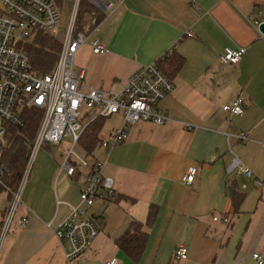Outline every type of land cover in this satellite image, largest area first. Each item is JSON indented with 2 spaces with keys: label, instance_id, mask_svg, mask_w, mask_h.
<instances>
[{
  "label": "crops",
  "instance_id": "1",
  "mask_svg": "<svg viewBox=\"0 0 264 264\" xmlns=\"http://www.w3.org/2000/svg\"><path fill=\"white\" fill-rule=\"evenodd\" d=\"M109 1L115 8L94 34L106 51L96 54L88 40L75 55V66L86 71L81 90L124 84L174 48L185 64L173 78L174 91L159 103L171 119L133 124L109 153L100 148L99 160L117 195L87 209L100 232L80 262L67 260L54 228L69 214V204L79 202L84 172L67 175L60 169L66 152L43 145L3 241L0 264H104L112 258L119 264H256L253 253L264 256V184L244 192L239 185L246 179L238 178L245 198L235 212L226 168L234 153L264 181V35L253 25L255 18L264 22V13L259 15L264 0ZM228 47L246 48L239 63H221ZM240 94L245 111L230 117L223 106ZM122 124V114L107 130L104 123L99 140ZM241 132L245 141L236 137ZM191 166L197 173L189 184L183 177ZM10 204L9 189L0 186V230ZM153 205L156 220L146 228L141 260L134 262L116 240L132 221L145 223ZM24 217L22 227L18 221ZM180 241L188 245L187 259L175 257Z\"/></svg>",
  "mask_w": 264,
  "mask_h": 264
},
{
  "label": "built area",
  "instance_id": "2",
  "mask_svg": "<svg viewBox=\"0 0 264 264\" xmlns=\"http://www.w3.org/2000/svg\"><path fill=\"white\" fill-rule=\"evenodd\" d=\"M81 1H73L67 17L52 0H0V159L5 146V124L9 122L22 126L25 108L43 110L24 176L12 194L9 210L1 225L0 255L3 241L15 220L14 214L22 203V191L39 148L45 144H60L65 137H70L72 147L60 169L69 176L84 172L79 202L69 204V214L54 228L67 260L80 262L86 259V252L100 232L96 218L88 215L87 209L98 200H111L116 195L113 178L103 171L104 163L94 155L75 152L74 147L78 145L80 136L98 118L122 114L123 124L108 138L100 139V146L109 153L127 138L131 125L141 121L165 124L171 119L169 113L160 109L159 103L174 91L175 83L165 75L157 62L142 67L126 83L116 84L108 90H81L86 71L75 66V55L88 40H91L92 50L96 54L106 51L94 34L100 30L102 21L98 15L107 16L115 8L109 0H85L92 6V11L86 13L78 25ZM263 13L264 9H260L259 15ZM261 22L259 18L253 19V25L257 28ZM41 31L58 37L62 43L55 68L45 75L33 69L30 54L24 46ZM174 50L171 48L166 55L170 56ZM245 53L244 47H228L219 59L224 65H233L239 63ZM223 110L230 117L243 114L245 96L240 94L232 103L224 105ZM236 137L245 141L247 134L241 132ZM196 173V166H191L183 181L192 184ZM226 173L229 185L235 181L237 183L240 177L246 179L239 185L244 192L258 189L264 184L234 153ZM9 174L8 168L0 163V186L7 187L5 178ZM222 220L229 222L228 217ZM18 222L24 227L28 218L24 217ZM188 252V245L180 241L175 257L187 259ZM253 258L256 264H264L263 254L255 252ZM104 264H119V261L112 258Z\"/></svg>",
  "mask_w": 264,
  "mask_h": 264
},
{
  "label": "trees",
  "instance_id": "3",
  "mask_svg": "<svg viewBox=\"0 0 264 264\" xmlns=\"http://www.w3.org/2000/svg\"><path fill=\"white\" fill-rule=\"evenodd\" d=\"M64 12L67 10V17L70 14L74 0H52ZM92 11V6L82 0L77 14V24L80 25L85 14ZM102 20L105 16L98 15ZM61 40L46 32H38L35 37L26 43L25 49L31 57L33 69L38 74H48L56 66L59 52L61 49ZM159 68L165 75L173 79L178 75L185 64V58L172 53L170 56L157 61ZM43 117V110L39 108L23 109L24 123L17 126L12 123H6L5 146L0 159V163L8 168L10 174L5 178L6 188L9 189L10 196L16 191L24 176L25 169L30 157L40 122ZM106 119L98 118L91 122L90 127L86 129L79 138L78 146L86 155H93L95 150L100 146L98 132L101 131ZM101 147V146H100ZM5 188L4 186H2ZM117 195V194H116ZM116 195L113 199H116ZM229 195L232 199L235 212L239 211L245 193L238 190L236 181L232 182L229 187ZM158 213V206H151L146 222L132 221L126 232L116 240L117 246L134 262H139L145 251L149 232L146 228L153 226ZM231 223V220L228 222Z\"/></svg>",
  "mask_w": 264,
  "mask_h": 264
},
{
  "label": "rangeland",
  "instance_id": "4",
  "mask_svg": "<svg viewBox=\"0 0 264 264\" xmlns=\"http://www.w3.org/2000/svg\"><path fill=\"white\" fill-rule=\"evenodd\" d=\"M64 13L67 15V13H68V11L67 10H64ZM70 13V12H69ZM69 15V14H68ZM120 119H121V114H118V115H114L113 117H110V118H108V119H106V121H105V130H107V129H109L113 124H115V123H117V122H119L120 121ZM104 133V132H103ZM57 145H60V147H59V149L57 148V150H59V151H65L66 152V154H68V152H69V150H70V148L72 147V139L70 138V137H65L64 139H63V141L60 143V144H57ZM100 146L95 150V152H94V154L93 155H95V157L96 158H98V159H100V155L103 153L102 151L103 150H100ZM41 148H39V150H40ZM57 150H56V152H57ZM74 150H75V152L77 153V154H79V155H84L83 154V152H82V150L79 148V146L77 145V146H75L74 147ZM101 160V159H100ZM32 170V169H31ZM30 174H31V172H30ZM30 174H29V176H30ZM28 178H30V177H28ZM20 209H21V207L20 206H18V208H17V211L15 212V214H14V218H16L17 216H18V214H19V211H20Z\"/></svg>",
  "mask_w": 264,
  "mask_h": 264
},
{
  "label": "water",
  "instance_id": "5",
  "mask_svg": "<svg viewBox=\"0 0 264 264\" xmlns=\"http://www.w3.org/2000/svg\"><path fill=\"white\" fill-rule=\"evenodd\" d=\"M259 30L264 35V22H261V24L259 26Z\"/></svg>",
  "mask_w": 264,
  "mask_h": 264
},
{
  "label": "bare ground",
  "instance_id": "6",
  "mask_svg": "<svg viewBox=\"0 0 264 264\" xmlns=\"http://www.w3.org/2000/svg\"><path fill=\"white\" fill-rule=\"evenodd\" d=\"M8 191V190H7Z\"/></svg>",
  "mask_w": 264,
  "mask_h": 264
}]
</instances>
